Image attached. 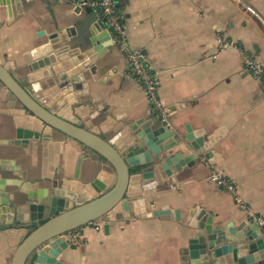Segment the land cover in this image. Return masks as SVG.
<instances>
[{
  "label": "crops",
  "instance_id": "0c3cea01",
  "mask_svg": "<svg viewBox=\"0 0 264 264\" xmlns=\"http://www.w3.org/2000/svg\"><path fill=\"white\" fill-rule=\"evenodd\" d=\"M92 1H79L77 13L72 0H22L20 10L13 2L11 15L0 8V56L13 76L24 83L25 55L55 26L71 21L69 28L73 27L75 34L71 44L98 33L95 25L101 12L90 6ZM115 4L130 47L158 77L159 95L172 122L181 131L185 125L195 132L204 130L222 161L209 164L197 160L193 167L185 166L176 174L175 184L168 178L150 195H145L138 183L131 186L130 195L144 197L147 211L169 205L183 214L182 221L132 215L111 224L107 232L105 221L99 231L88 225L74 232L85 244L83 251L78 246L67 249L58 261L181 264L198 224L194 218L185 224L184 219L197 209H204L215 224L222 225L236 226L241 220L254 225L251 217L264 218V84L245 66L248 56L264 68V0H115ZM105 44L109 46L97 57L92 80L84 82L81 91L97 99L96 105L106 106L112 116L122 117L118 124L152 117L129 60L111 40ZM10 105L9 92L0 87V140L12 138ZM215 132L220 141L213 137ZM61 139L58 163L54 162L53 145L47 154L42 143L31 142L27 149L0 145V158L11 161L8 165L13 170L7 172L8 179L14 181L8 186L9 194L21 192L28 174L35 176L33 180L54 174L62 181L74 179L77 166L80 181L99 177L111 184L113 172L104 161L78 142ZM216 170L235 185L245 209L237 206L232 193L211 181ZM40 189L42 183L37 184L36 190ZM24 223L11 221L8 213L0 217V264H12L24 236ZM254 255L252 264H264V254Z\"/></svg>",
  "mask_w": 264,
  "mask_h": 264
},
{
  "label": "water",
  "instance_id": "95a60500",
  "mask_svg": "<svg viewBox=\"0 0 264 264\" xmlns=\"http://www.w3.org/2000/svg\"><path fill=\"white\" fill-rule=\"evenodd\" d=\"M79 1L72 0L73 7ZM13 2L20 10L22 0H0V8L11 15ZM75 8V13L81 10ZM98 17L101 20L95 27L99 32L75 44L70 42L75 35L73 27L69 28L70 20L63 27L55 26L25 55L28 66L24 83L13 76L0 56V87L9 92L14 118L12 138L0 140V145L27 149L31 142L42 143L46 154L53 145L54 162L58 163L61 138L72 139L94 152L113 172L108 185L99 177L80 181V166L74 179L62 181L54 174L35 180L28 174V181L20 184L21 192L9 194L8 186L14 182L7 175L13 171L8 165L11 161L0 158V217L8 213L11 221L25 222L12 264H63L58 257L77 247L72 244L74 232L93 222L105 221L107 232L111 224L132 215L182 221L183 214L169 205L147 211L144 197L130 195L131 186L138 183L141 191L150 195L168 178L175 184L176 174L185 166L193 167L197 160L209 164L222 161L204 130L195 132L185 125L181 131L168 109L165 121L153 113L147 119L118 124L122 117L112 116L106 106L96 105L97 99L81 91L82 84L92 80L94 63L111 40L102 14ZM213 137L220 141L218 132ZM51 169L56 171L54 166ZM41 183L42 189L36 190ZM193 218L198 221L197 228L183 251L181 264H252L254 254H264V228L252 217L254 225L247 220L236 226L215 224L204 209H197L185 217L184 223L189 224ZM84 246L78 247L83 251Z\"/></svg>",
  "mask_w": 264,
  "mask_h": 264
},
{
  "label": "built area",
  "instance_id": "2783aa9c",
  "mask_svg": "<svg viewBox=\"0 0 264 264\" xmlns=\"http://www.w3.org/2000/svg\"><path fill=\"white\" fill-rule=\"evenodd\" d=\"M86 5V4H85ZM92 8L98 9L106 24V29L110 36L111 41L116 45L122 53L127 57L130 64V70L135 76L136 81L141 86L144 95L146 96L150 109L153 113L157 114L164 121L167 120L168 114L163 101L160 98L158 86V77L151 72V70L145 65L143 56L137 52L133 51L129 45L126 34L124 32V26L122 22V17L116 7L115 0H94L90 3ZM245 66L247 70L252 71L264 84V68L262 64L257 62L251 57H246ZM211 181L221 188L227 189L233 194L235 203L239 208H246L243 204L239 193L236 190L235 185H233L219 170L213 172L211 176ZM253 220L260 226L264 228V218L253 217ZM89 225L99 231L101 229V221L93 222ZM84 242L81 239L80 234L74 233L72 238V244L75 246H80Z\"/></svg>",
  "mask_w": 264,
  "mask_h": 264
}]
</instances>
